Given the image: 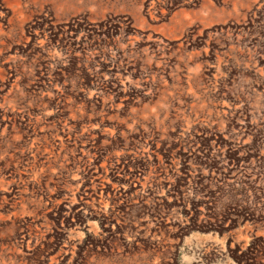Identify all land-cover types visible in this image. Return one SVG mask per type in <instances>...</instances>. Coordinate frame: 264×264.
I'll return each mask as SVG.
<instances>
[{"label": "rangeland", "instance_id": "374dc122", "mask_svg": "<svg viewBox=\"0 0 264 264\" xmlns=\"http://www.w3.org/2000/svg\"><path fill=\"white\" fill-rule=\"evenodd\" d=\"M0 264H264V0H0Z\"/></svg>", "mask_w": 264, "mask_h": 264}]
</instances>
